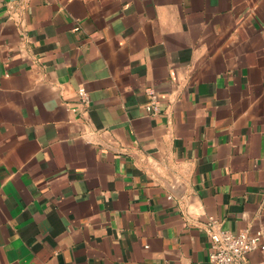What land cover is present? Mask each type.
<instances>
[{"label":"crops","instance_id":"1","mask_svg":"<svg viewBox=\"0 0 264 264\" xmlns=\"http://www.w3.org/2000/svg\"><path fill=\"white\" fill-rule=\"evenodd\" d=\"M210 218L264 231V0H0V264H211Z\"/></svg>","mask_w":264,"mask_h":264},{"label":"built area","instance_id":"2","mask_svg":"<svg viewBox=\"0 0 264 264\" xmlns=\"http://www.w3.org/2000/svg\"><path fill=\"white\" fill-rule=\"evenodd\" d=\"M79 95L87 100L85 89L79 90ZM151 103L146 107L148 113L156 116L160 106L154 92H150ZM209 238V261L211 264H264V231L258 229L243 230L232 233L221 228V222L210 218L207 224ZM259 252L261 259L254 261L251 256Z\"/></svg>","mask_w":264,"mask_h":264}]
</instances>
